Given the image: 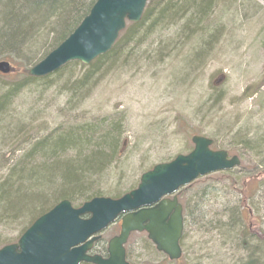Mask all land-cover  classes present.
<instances>
[{"label":"rangeland","instance_id":"rangeland-1","mask_svg":"<svg viewBox=\"0 0 264 264\" xmlns=\"http://www.w3.org/2000/svg\"><path fill=\"white\" fill-rule=\"evenodd\" d=\"M227 4L220 13L226 32L209 52L195 56L190 46L183 48L173 39L172 24L147 36L129 57L103 65L75 91L89 65L69 64L60 75L20 93L0 117V179L8 171L4 161L24 151L25 136L30 141L58 127L78 129L111 119L123 132L124 146L95 181L105 197L115 198L135 188L145 170L190 152L193 135L212 138L239 156L241 166L199 178L179 191L188 221L181 259L169 260L157 251L146 232H133L125 247L136 264H240L246 246L241 241L264 239V0ZM42 53L43 48L37 57ZM11 63L18 68L14 79L24 66ZM229 211L237 214L238 231L221 235L216 226ZM19 217L0 221V248L17 242L24 225ZM120 224L118 219L101 233L97 253L105 254ZM244 227L257 234H246Z\"/></svg>","mask_w":264,"mask_h":264},{"label":"trees","instance_id":"trees-1","mask_svg":"<svg viewBox=\"0 0 264 264\" xmlns=\"http://www.w3.org/2000/svg\"><path fill=\"white\" fill-rule=\"evenodd\" d=\"M95 2L96 0H0V59L14 61L15 64L22 63L26 71V75L19 72L14 79L15 70L18 71L15 66L11 74H0V117L13 105L21 88H30L40 82L42 84L51 77L60 75L69 64L76 63L71 62L54 74L42 78L30 77L28 68H25L33 65L36 60L40 61L67 38ZM227 2L228 0H149L140 22L128 23L112 49L89 65L87 72L74 84L73 91L88 82L103 65H112L117 60L120 62L122 58L129 57L147 36L172 24L176 26L173 39L177 38L179 43L181 41L183 48L190 46L195 56L211 51L212 46L226 32L227 23L223 22L224 14L220 13L224 8L228 9ZM177 43L173 42V45ZM42 48L43 53L37 57ZM107 120L78 129L61 127L30 141L25 136L20 144H24V151L12 162L11 159L4 161L8 171L0 179V221L20 216L19 219L24 220L22 234L38 217L61 200L77 201L82 205L94 197L104 196L100 182L95 179L112 165L124 146L121 138L123 132L116 128L117 121L113 120L116 123H112L111 119ZM212 147L222 149L223 146L214 140ZM132 189L134 188L128 191ZM116 194L115 198L124 195L118 192ZM229 213L230 216L225 221H219L216 226L221 235L230 236L238 231L237 214L235 211ZM196 221L192 223H198ZM204 225L208 227L207 222ZM250 231L247 229L246 234H257ZM244 237L241 235V238ZM241 245L245 253L240 264H264V239H258L252 244L243 240Z\"/></svg>","mask_w":264,"mask_h":264},{"label":"water","instance_id":"water-1","mask_svg":"<svg viewBox=\"0 0 264 264\" xmlns=\"http://www.w3.org/2000/svg\"><path fill=\"white\" fill-rule=\"evenodd\" d=\"M147 2L96 0L74 31L30 73L45 77L71 61L90 64L113 47L127 21L141 20ZM11 69L9 61H0L1 74ZM192 142V151L155 165L141 176L136 189L118 199L95 197L79 208L61 201L37 218L17 243L0 248V264H130L124 245L134 231H146L158 251L178 260L183 216L175 194L199 177L240 165L238 156L213 150L211 138L194 135ZM120 217L121 230L108 243V257L90 255L99 233Z\"/></svg>","mask_w":264,"mask_h":264},{"label":"bare ground","instance_id":"bare-ground-1","mask_svg":"<svg viewBox=\"0 0 264 264\" xmlns=\"http://www.w3.org/2000/svg\"><path fill=\"white\" fill-rule=\"evenodd\" d=\"M148 1H149V0H148ZM147 3H148V2H147ZM146 6H147V4H146ZM145 8H146V7H145ZM144 11H145V9H144ZM143 13H144V12H143ZM141 18H142V17H141ZM139 22H140V21H139ZM137 23H138V22H137ZM65 39H66V38H65ZM65 39H64V40H65ZM64 40H63V41H64ZM63 41H62V42H63ZM62 42H61V43H62ZM61 43H60V44H61ZM60 44H59V45H60ZM59 45H58V46H59ZM58 46H57V47H58ZM57 47H55L54 49H56ZM54 49H53V50H54ZM53 50H51L50 52H52ZM50 52H49V53H50ZM49 53H48V54H49ZM48 54H47V55H48ZM47 55H46V56H47ZM46 56H45V57H46ZM45 57H44V58H45ZM44 58H42V59H41L40 61H38V62H37V60H36V62H35L33 65L31 64L30 66L25 67L26 70H27V68H28L27 72H28V74H29L30 77H35V76H33V75L30 73V71H31V69H32L35 65H37L38 63H40ZM2 60L9 61V60H7V59H0V61H2ZM9 62H10V64H11V66L13 67L14 65L11 63V61H9ZM71 62H80V61H71ZM71 62H69V63H71ZM69 63H67V64H69ZM80 63H82V62H80ZM67 64H65V65H67ZM65 65H64V66H65ZM64 66H62V67H64ZM62 67H61V68H62ZM61 68H60V69H61ZM60 69H59V70H60ZM57 71H58V70H57ZM23 72L25 73L26 71L23 69ZM55 72H56V71H55ZM55 72H54V73H55ZM54 73H52V74H54ZM25 75H26V73H25ZM50 75H51V74H50ZM47 76H48V75H47ZM35 78H38V77H35ZM26 89H27V87H23V88H21L20 92H18V94L16 95V97H18V96L20 95V93H22V92L25 91ZM60 128H61V127H58V129H60ZM58 129H56V130H58ZM56 130H54V131H56Z\"/></svg>","mask_w":264,"mask_h":264},{"label":"flooded vegetation","instance_id":"flooded-vegetation-1","mask_svg":"<svg viewBox=\"0 0 264 264\" xmlns=\"http://www.w3.org/2000/svg\"><path fill=\"white\" fill-rule=\"evenodd\" d=\"M183 222H184V228H185V224L188 222L187 218L185 217V209L183 207ZM183 237V236H182Z\"/></svg>","mask_w":264,"mask_h":264}]
</instances>
